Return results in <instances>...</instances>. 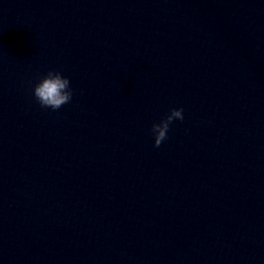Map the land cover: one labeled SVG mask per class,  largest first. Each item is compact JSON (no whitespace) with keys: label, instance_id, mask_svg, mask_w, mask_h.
Instances as JSON below:
<instances>
[{"label":"clouds","instance_id":"clouds-1","mask_svg":"<svg viewBox=\"0 0 264 264\" xmlns=\"http://www.w3.org/2000/svg\"><path fill=\"white\" fill-rule=\"evenodd\" d=\"M33 95L41 107L57 110L72 100L73 91L67 77L62 76L59 71H49L34 86ZM183 119V109L173 108L159 123H154L151 129L155 137L154 147H159L167 139L169 125L173 120Z\"/></svg>","mask_w":264,"mask_h":264}]
</instances>
